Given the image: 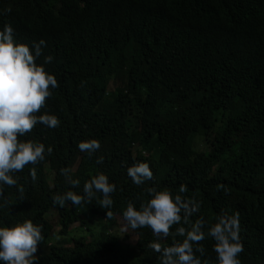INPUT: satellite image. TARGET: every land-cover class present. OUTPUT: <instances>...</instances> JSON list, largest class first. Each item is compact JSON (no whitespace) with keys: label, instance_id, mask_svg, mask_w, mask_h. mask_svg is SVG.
I'll return each instance as SVG.
<instances>
[{"label":"trees","instance_id":"16d2710c","mask_svg":"<svg viewBox=\"0 0 264 264\" xmlns=\"http://www.w3.org/2000/svg\"><path fill=\"white\" fill-rule=\"evenodd\" d=\"M6 22L30 48L47 42L38 62L52 55L45 67L58 82L37 115L55 114L59 126L20 137L52 151L0 193V224L42 226L34 264H159L151 229L116 225L153 186H184L182 196L201 201L191 221L238 212L241 264H264V0H0ZM89 138L100 141L91 156L76 146ZM134 161L149 163L151 180L132 183ZM97 171L116 185L110 209L99 194L53 203ZM199 243L202 264H217L211 238Z\"/></svg>","mask_w":264,"mask_h":264},{"label":"clouds","instance_id":"9594fccd","mask_svg":"<svg viewBox=\"0 0 264 264\" xmlns=\"http://www.w3.org/2000/svg\"><path fill=\"white\" fill-rule=\"evenodd\" d=\"M46 41L41 38L30 46L14 37V28L4 23L0 28V193L3 186L17 185L13 173L21 171L26 164L35 165L45 159V148L41 142L33 139H20L29 133L35 125L42 123L48 128H56L60 120L55 114L37 112L44 106L46 98L52 96V90L58 86L55 75L46 69L53 60L52 55H44L41 62L42 46ZM84 81H81V85ZM81 152L91 156L100 148V141L89 138L77 143ZM102 162L97 158L96 163ZM67 173V169H62ZM30 175L35 180L36 170ZM127 175L135 185L151 180L153 172L147 161H134L127 167ZM73 188L53 194L54 204L63 206L66 201L72 205L91 203L100 195L98 204L104 209L113 205L112 193L116 191L114 182L103 171H97L86 180L82 188L78 179L70 180ZM22 191V188L18 189ZM148 199L137 207L132 200L127 202L122 216L131 229L148 227L157 241L149 247L159 253V264H202L200 256L204 248L200 246L205 237L213 241L212 250L216 254L217 264H241L240 253L243 244L240 236V217L238 212L228 213L221 210L212 222L204 216L190 220L201 208V201L195 197L182 196L186 188L181 186L174 194L167 188L147 187ZM7 201L0 199V208ZM111 216V211L106 212ZM177 225L172 232L170 228ZM42 226L31 219H23L9 225L0 224V264H34L38 257V245L43 240ZM172 236L170 245L163 246L161 239ZM178 237V238H177ZM196 253L200 255L197 256ZM206 264V261L204 262Z\"/></svg>","mask_w":264,"mask_h":264},{"label":"rangeland","instance_id":"374dc122","mask_svg":"<svg viewBox=\"0 0 264 264\" xmlns=\"http://www.w3.org/2000/svg\"><path fill=\"white\" fill-rule=\"evenodd\" d=\"M52 221L54 219H51ZM78 224H75L73 225L72 227L75 228ZM116 225L119 227L120 230L124 231L125 233L126 232H130V229L129 227L127 226L126 222L124 221V219L122 218H118V221L116 223Z\"/></svg>","mask_w":264,"mask_h":264}]
</instances>
